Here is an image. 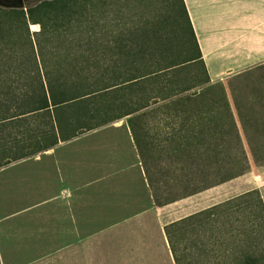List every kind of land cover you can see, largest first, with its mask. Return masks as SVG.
<instances>
[{"label": "trees", "instance_id": "trees-1", "mask_svg": "<svg viewBox=\"0 0 264 264\" xmlns=\"http://www.w3.org/2000/svg\"><path fill=\"white\" fill-rule=\"evenodd\" d=\"M135 3L123 17L120 0L0 5V167L127 117L136 144L166 151L153 157L163 176L172 160L180 172L153 177L140 151L155 205L162 182L182 185L167 203L249 171L228 99L204 88L211 79L184 0L153 19L144 0ZM164 233L174 264H264V199L248 190L165 224Z\"/></svg>", "mask_w": 264, "mask_h": 264}, {"label": "crops", "instance_id": "crops-1", "mask_svg": "<svg viewBox=\"0 0 264 264\" xmlns=\"http://www.w3.org/2000/svg\"><path fill=\"white\" fill-rule=\"evenodd\" d=\"M184 2L212 81L264 62V0ZM140 151L149 159L147 153L156 150L148 143L136 144L127 117H124L70 139L59 140L53 146L1 166L0 181L9 186L15 182H27L25 179L6 178V172L33 161L37 171L36 190H43L48 185L53 188L49 192L51 194H43L32 202L15 203L12 207L7 203L11 197L5 198L0 194V200H3L0 201V235L6 231L20 239L22 231L30 228V238L34 236L37 239V216L34 218L36 230L31 228L32 219L25 221L24 227L19 220L18 233L12 231L8 224L22 215H38L39 209L42 211L45 206L49 212L53 208V226L50 224L49 229L56 240L89 238L92 241L103 238L105 234L115 237L122 228L128 227L126 225H137L144 216L154 215L156 206L149 192ZM163 153L167 154L166 151ZM38 170L42 173L40 177ZM227 182L229 180L184 197L181 202L189 198L193 200L203 192L225 186ZM80 193L86 195L80 196ZM97 194L104 195L105 199H90ZM80 199L87 215L79 214ZM215 203L217 201L210 202L203 208ZM5 205L9 208L2 209Z\"/></svg>", "mask_w": 264, "mask_h": 264}, {"label": "rangeland", "instance_id": "rangeland-1", "mask_svg": "<svg viewBox=\"0 0 264 264\" xmlns=\"http://www.w3.org/2000/svg\"><path fill=\"white\" fill-rule=\"evenodd\" d=\"M37 1L38 0H26L25 8L27 4H34ZM172 1L173 0H144V9L147 15L153 19L158 15L159 17L161 15H167L170 10L169 3ZM118 6L121 8L120 14L122 17L123 15H133L137 9L135 0H129L126 1V3L125 0H120ZM114 8L116 7L114 6ZM121 19H127V17ZM38 29L39 25H30L31 31ZM178 53L181 52L178 51ZM195 73L203 78L199 67L195 68ZM199 87L200 86L194 87L191 90L196 88L200 89ZM204 88L213 91L215 96L225 95L228 99L249 158L250 169L248 172L232 178L233 180L230 179L225 186H218L219 188L215 190L203 192L193 198V200L189 198L185 202H181V199L184 197H177L176 200L166 203L164 199L167 195H170V191L177 194L182 190V185L173 184L170 186V189H168L162 182L161 189L157 188V192L160 194V199L163 203L161 205H155L156 210L154 215L144 216L137 225H126L128 227H124L122 231L116 233V239L110 235L106 236V234L103 238L101 237L92 241L89 238L80 240L65 238L58 240L53 239L49 229L50 224L53 226V208H51L49 212L45 206L42 208V211L39 209L38 215H22L8 224V226L13 229L12 231L18 233L20 231L18 224L19 220L21 227H24L26 226L23 225L26 223L25 221L32 219V230H36L38 226L36 233L37 239H35L34 236L32 239L30 238V228H25L22 231L23 234L20 235V239L16 238V234H9L4 230L5 233L0 235V264H174L164 233L165 224L178 220L192 212L194 213L204 209L203 207L210 202L217 201V203H219L248 190L257 189L264 199V163L259 162V164L254 160V154L257 155L258 158L264 159V62L257 63L239 72L231 73L220 80H211L210 84H207ZM236 104L239 107L241 115L237 113ZM220 107L221 106H219L218 109ZM229 132L227 138L228 141H231L232 133L230 128ZM168 143L171 144L170 141ZM159 153L164 154L159 151H149L147 153L150 155L147 162L151 167L153 177H159L160 179L166 177L167 179H171L179 170L173 166L174 162L172 160L170 161L172 167L169 170L165 169V174L163 176L162 170L155 165V159L153 160V158H151L159 155ZM231 153L233 152L227 150L222 154L231 155ZM39 170L38 176L40 177L42 173ZM36 173L37 171L33 161L24 163L11 172H6V174H8L6 178H14L15 180L25 179V182H27H15L7 186L4 182L0 181L1 196L5 198L7 196L11 197V204L7 202L8 206L12 207V204L21 203L22 201L32 202L43 194L45 196L51 194L49 192L53 188L52 185L44 187L43 190H36ZM48 173L51 176V172L49 171ZM0 180H2V177H0ZM171 182H175V179ZM149 192L151 194L150 189ZM83 195L86 194L80 193V196ZM172 195L174 194H171V196ZM95 197L98 201L100 199H105L104 195L100 194L90 199L93 200ZM12 198H15V201H12ZM80 200L79 214L87 215V210L84 209L82 199ZM91 200L88 198L87 202L89 201L90 203ZM6 206L7 205H5V207L3 206L2 209L9 208ZM45 212L48 214L45 215ZM36 216L39 222L37 226L34 220ZM43 218L46 219L44 220L45 223L43 222L42 224ZM56 220L57 219H55V221ZM62 221L63 220L60 218V222ZM64 226L67 225L65 224ZM40 231H42L41 236Z\"/></svg>", "mask_w": 264, "mask_h": 264}, {"label": "water", "instance_id": "water-1", "mask_svg": "<svg viewBox=\"0 0 264 264\" xmlns=\"http://www.w3.org/2000/svg\"><path fill=\"white\" fill-rule=\"evenodd\" d=\"M26 0H0V5L4 7L25 8Z\"/></svg>", "mask_w": 264, "mask_h": 264}]
</instances>
